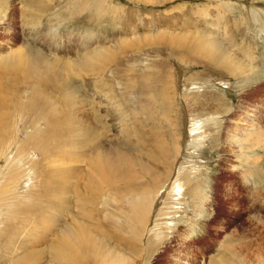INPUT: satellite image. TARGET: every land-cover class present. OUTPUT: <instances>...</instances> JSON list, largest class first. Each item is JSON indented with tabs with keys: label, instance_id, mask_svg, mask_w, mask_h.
Segmentation results:
<instances>
[{
	"label": "rangeland",
	"instance_id": "obj_1",
	"mask_svg": "<svg viewBox=\"0 0 264 264\" xmlns=\"http://www.w3.org/2000/svg\"><path fill=\"white\" fill-rule=\"evenodd\" d=\"M0 2V78L5 75L0 80V87L6 86L8 90H0V115L6 117L12 127H17L22 119L27 121L19 126L31 123L33 127L38 122L44 104L38 103L27 91L34 88L40 93L44 90L41 94L50 97L51 101L55 99L60 107L56 113L58 129L65 128L68 116L83 120L86 126L99 133L98 143L106 155H111V161L115 157L121 159L120 155L115 156L117 153L126 152L130 159H140L146 167L160 173L166 166L169 170L172 167V170L174 167L179 169L182 162L194 173L191 183L181 182V186L171 189L169 195L164 193V188L157 193L160 196L154 206H159L167 216L160 217L153 212L149 217L153 227L151 236L155 238L156 234L164 232L165 239L157 242L149 260L141 257L139 264L225 263L222 257L225 253L228 254L227 264H264V68H261L264 66V0ZM182 30L186 32L183 38L190 41L211 34L221 43V49L226 50L224 53L230 55L232 65L227 69L220 65L210 67L205 61L202 62L204 65L196 59L190 60L191 56H185V63H182L176 54L183 55V50L171 57L170 47L164 44V39L171 37V32L182 33ZM93 54L96 56L91 57ZM15 58L21 60L17 66L12 62ZM46 65H54L51 75L58 83L67 84L65 94L72 99L68 106L63 92L56 85L37 82L52 78L57 83L46 70ZM22 72L28 80L22 87L16 86L14 81ZM145 73L169 80L171 94L175 92L179 107V116L168 115L173 119L179 117L175 121L181 127V150L179 155L173 153L165 158L164 164L144 155L151 146H144L139 138L133 137L131 146L123 147L125 128L144 132L141 128L152 129L154 125L168 142L171 140L169 133L174 132L167 126V118L163 120L158 113L154 116V123L148 121L143 126H136L131 117L129 123H122L120 104L125 94L122 85L126 83L123 80L135 81ZM182 96L189 99L183 100ZM190 97H195L200 105L193 103ZM193 118L204 123L203 131L194 135V139L190 136ZM44 129L42 126L41 130ZM168 146L170 150V144ZM85 149L81 148L79 153ZM86 160L63 163L50 157L42 162L45 172H58L68 183L66 177L72 173L70 169L85 171L88 158ZM79 176L74 174V181L71 179L69 183L76 185ZM161 181L165 183V180ZM194 186L203 194L198 192L197 197L191 198L189 191ZM76 214L75 210L66 209L53 212L50 218L55 221L60 217L61 221L56 223L57 231H52L49 238L58 231L63 232L71 223L69 218ZM172 219L175 228L170 230L167 222H173ZM78 222L84 223L80 219ZM193 224L197 231H194ZM83 229L86 231L87 227ZM92 231L88 229L91 235ZM6 241L0 239V244H6ZM29 241L32 242L24 239L25 243ZM111 244L131 256L130 251L117 246L115 239ZM3 254L0 250V264H8L10 258ZM141 255L145 256V253Z\"/></svg>",
	"mask_w": 264,
	"mask_h": 264
},
{
	"label": "bare ground",
	"instance_id": "obj_2",
	"mask_svg": "<svg viewBox=\"0 0 264 264\" xmlns=\"http://www.w3.org/2000/svg\"><path fill=\"white\" fill-rule=\"evenodd\" d=\"M181 32L174 33L173 31L171 37L164 39V44L167 43L166 46L170 47L171 57L178 50H183L185 51L183 55L176 54L178 55L177 60L182 63H185V56H191L189 59H196V61H200V64H204L202 62L205 61L207 62L205 64L210 67L220 65L221 68L227 69L229 65H232L230 55L224 53L226 50L221 49V43L215 41L211 34H205L198 40L190 41L183 38L186 32L183 33V30ZM93 56L96 54L91 55V57ZM12 62L17 66L21 60L15 58ZM3 66L5 67V65ZM65 67L69 68L70 66L65 65ZM52 68L54 65H46V70L50 72L51 77H54L51 75ZM22 73L19 74L21 77L15 79L16 82L14 81L16 86L21 85L20 87H22L28 80L25 73ZM52 74L58 77L56 73ZM236 75L239 76V74ZM4 78L5 75L0 80ZM125 80L123 83H126L122 85L125 94L122 99L123 103L120 104L122 123L127 124V121L129 123L130 117L133 119L132 124L135 125L143 126L148 121L154 123V116H158L156 115L158 113L162 115L163 120L167 118L165 119L167 126L173 128L174 132L169 133L171 136L169 143L165 136H160L158 131L154 129V125L152 129L141 128L144 132H137L130 127L125 128V125V130L122 132L125 135L126 143L123 147L129 148L131 139L133 137L139 138L138 141L144 146H151L144 155H150L154 162H163L164 164L167 161L164 160L165 158L172 156L173 153L178 154L181 150L179 149L181 127H178L179 123L176 124L179 117L173 119L169 116L170 114L177 116L180 114L177 111L179 109H177L175 92L171 94L172 89H170L169 80H160L158 75L145 73L140 74L138 80L135 78V81ZM37 82L56 85L58 90L63 92L64 102L67 106L72 101L71 97L65 94L64 89L67 84L58 83L57 80L55 83L52 78ZM139 87L141 88L140 93H138ZM1 89H6V86L0 87ZM43 91L37 93L34 88L27 91V93L33 94L38 103L44 104V112L33 127L29 122L27 126H19V124L27 121L25 119L19 120L17 127H12V123L0 115V148L3 149L0 151V239L7 240L6 244L4 242L0 244L1 253H4L6 258H10L8 264H139L141 257L149 260L150 254L156 249L157 242L165 239L164 232L156 234L155 238L151 236L153 233L151 228L153 227L149 217L154 211L160 217L167 216L159 206H154L160 196L157 193H160L161 189L164 188V193L169 195L171 189L181 186V182L191 183L190 179L194 173L190 172V168L184 162L180 164L179 169L174 167L172 170V167L169 170L166 166L164 168L166 173L165 171L160 173L146 167L140 159H130L129 153L126 152L117 153L115 156L120 155L121 159L118 160L115 157V160L111 161V155H106V151L98 143L99 133L97 134L93 127L86 126L83 120L77 118L74 120L68 116L69 122L66 123L65 128H62L61 125V129H58L56 122L59 119L57 114L60 107L56 105L55 99L51 101L50 97H44ZM182 98L183 100L189 99L187 96H182ZM190 99L196 105H200L195 97H190ZM59 123L61 124V121ZM203 124L197 118L191 119L190 136L192 139H194V135L203 131ZM42 126L45 128L44 131L41 130ZM12 130L14 131L11 134ZM146 131L148 132L145 133ZM80 138L85 139L87 143L85 140L82 143ZM88 139L90 140L89 143ZM252 141L254 140L252 139ZM168 144H170V150ZM47 145L54 149H50ZM84 147L86 149L80 154V149ZM89 147L92 148L89 149ZM4 151L5 155H3ZM50 153L52 156L49 155ZM50 157L63 163H82L88 158V163L85 166V171L80 168L70 169L72 173L66 177L68 181L66 183L58 172L53 174L45 172L42 161H46ZM81 157L83 158L80 159ZM150 158L148 159L150 160ZM245 158L247 157L245 156ZM169 161L171 162V160ZM176 171L177 176L175 175ZM74 174L80 175V178L77 177L79 181L76 180V185L69 183L71 179L74 181ZM161 180H165V183ZM196 186L191 187L189 191L191 198L197 197L198 192L203 194ZM60 209L75 210L77 214L69 218L71 223L63 232L58 231L49 238L52 231H57L56 223L59 224L61 221L60 217L54 221L50 216ZM49 212L50 214H48ZM78 219L84 223H79ZM173 222H167L170 230L175 228V222ZM193 226L194 231H197V226L195 224ZM83 227H87L86 231ZM88 229L89 231L94 229L97 232L92 231L93 235H91ZM24 239L25 242L27 239L32 240V242L25 243ZM114 239L117 241V246L120 249L130 251L131 256L118 251L111 244ZM143 242L144 246H141ZM142 253H145V256H142ZM227 255L225 253L222 256L225 263L214 262L213 264H227Z\"/></svg>",
	"mask_w": 264,
	"mask_h": 264
}]
</instances>
